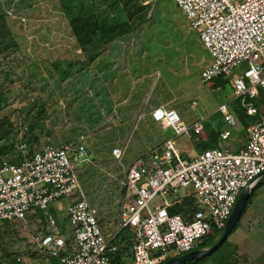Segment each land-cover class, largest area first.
<instances>
[{
    "label": "rangeland",
    "instance_id": "rangeland-1",
    "mask_svg": "<svg viewBox=\"0 0 264 264\" xmlns=\"http://www.w3.org/2000/svg\"><path fill=\"white\" fill-rule=\"evenodd\" d=\"M59 2L0 0L17 43V47L0 52L1 112L10 113L14 123L9 137L0 140V161H19L22 153L16 145L21 142L30 144L26 153L46 144L82 142L91 162L83 160L77 165L81 190L91 204H98V218L108 214L117 222L126 166L168 137H174L179 150L190 157L198 143L199 147L204 144L200 136L190 138L176 135L172 128H161L152 116L157 106L176 108L188 125L209 115L218 129H231L232 138L246 137L240 120L235 127L219 120L223 115L218 106L230 101L233 80H202L201 73L213 58L175 0H146L151 4L148 17H153L145 19L129 41L112 42L93 62L79 47ZM66 70L70 75L62 78ZM194 100L198 101L196 109L192 108ZM42 102L45 111L30 134L29 128L24 130L29 127L26 117ZM234 103L229 102V108ZM124 146L123 159L116 165L112 149ZM81 190L73 195L81 196ZM254 195L258 197L255 209L263 211L264 180ZM70 201L71 196L63 197L65 208L57 202L51 211L62 230L65 226L64 235L71 242L73 227L66 212ZM37 214L34 218L38 221L29 215L26 221L0 223V264H15L14 254L24 258L17 259L19 264H35L36 240L46 223L40 219L42 212ZM240 226L238 237L230 235V245L201 264H219L215 259L225 252L232 254L225 264H262V256L253 249L264 247V216L247 217ZM113 228L110 235L117 229Z\"/></svg>",
    "mask_w": 264,
    "mask_h": 264
},
{
    "label": "built area",
    "instance_id": "built-area-1",
    "mask_svg": "<svg viewBox=\"0 0 264 264\" xmlns=\"http://www.w3.org/2000/svg\"><path fill=\"white\" fill-rule=\"evenodd\" d=\"M175 2L213 58L203 69L202 80L232 78L231 101L239 99L248 115L260 112L261 117L247 126V140L238 149L227 128L215 146L194 157L184 156L175 138L168 137L124 168L118 224L119 231H134L129 264H164L170 257L196 250L207 235L225 228L240 193L253 189L264 173V106L255 104L264 95V0ZM197 107L194 100L192 108ZM218 111L231 127L238 124L228 103H221ZM152 116L176 135L193 138L204 131L203 118L188 125L175 108L158 107ZM27 146L16 145L23 159L0 164V223L26 221L29 214L43 212L46 228L36 240L43 260L35 264H50L51 257L59 264H111L118 235L109 239L104 234L98 204L81 193L66 206L73 227L71 242L51 211L53 203L62 208L61 199L80 189L77 165L91 161L86 159L85 144H46L31 156ZM125 150L126 146L112 149L116 165ZM178 207L182 209L174 211Z\"/></svg>",
    "mask_w": 264,
    "mask_h": 264
},
{
    "label": "trees",
    "instance_id": "trees-1",
    "mask_svg": "<svg viewBox=\"0 0 264 264\" xmlns=\"http://www.w3.org/2000/svg\"><path fill=\"white\" fill-rule=\"evenodd\" d=\"M59 6L64 11L65 15L68 17V21L72 32L78 42L79 47L83 52L87 53L89 61L93 62L96 57L104 53L112 42L115 41H129L136 30L145 19H151L153 15L151 14L148 17V8L151 6L150 3H145L146 0H59ZM102 8V9H101ZM17 47V43L12 35V29L8 22V13L5 7L0 4V52H4L9 47ZM19 47V45H18ZM9 56H6V59ZM86 62V61H85ZM76 63H79L78 61ZM59 63H55L58 66ZM5 69V68H4ZM70 75V70L63 72L62 78H67ZM220 78V77H218ZM2 84L0 89H2ZM235 110L239 117V120L244 125V129L247 128L249 124L258 120L261 117V113L258 112L255 115H248L246 109L241 106L240 100L234 101ZM2 104V102H0ZM256 106L260 108L264 106V95L261 94L260 97L255 101ZM5 105V104H4ZM2 106L0 105V140L6 139L9 137L11 132L14 130V123L10 120V113L4 114L1 112ZM45 111V103H41L39 108L36 111L31 112L27 115L26 120L29 123V132L30 134L34 132L36 125L39 123L41 116ZM16 113V110L13 111ZM18 112V111H17ZM35 139V138H34ZM38 141V138L35 139ZM207 141V140H206ZM30 142V141H29ZM74 143V142H73ZM202 145L204 151L207 148H210L209 143ZM78 144V143H74ZM27 145H30L27 142ZM42 148V147H41ZM40 148V149H41ZM39 149V150H40ZM200 151V152H201ZM35 150L29 151L27 156H31ZM20 154V153H19ZM23 155L20 154L18 160L23 159ZM264 175L259 179L258 183L254 187V191L257 186L263 182ZM254 191L251 192L250 197L246 203V207L237 222L236 226L233 228L228 238L224 243L219 246L213 253L203 257L199 260L189 261L184 263L177 264H201L203 261L209 259L212 256H215L216 253L221 252L225 246L230 245V235L233 234L240 225L241 218L246 212L247 207L254 198ZM182 207L176 208L174 211H178ZM43 215V212H42ZM68 218V217H67ZM42 221H45L43 216L41 217ZM69 220V219H68ZM46 222V221H45ZM70 223V222H69ZM71 225V224H70ZM46 228V223L45 227ZM224 229L215 230L213 233L207 235L202 243L197 249H203L212 246L221 236ZM62 232L67 233L65 226L63 227ZM121 234L123 235L118 242H122L119 245L118 250L112 254L111 264H129L132 259V244L134 231L132 229L122 230ZM128 234V236H127ZM16 254L15 264L17 262ZM232 256L230 253H222L215 259L216 263L225 264L230 262L229 258Z\"/></svg>",
    "mask_w": 264,
    "mask_h": 264
},
{
    "label": "crops",
    "instance_id": "crops-1",
    "mask_svg": "<svg viewBox=\"0 0 264 264\" xmlns=\"http://www.w3.org/2000/svg\"><path fill=\"white\" fill-rule=\"evenodd\" d=\"M232 97H233V94L230 96V101L229 102H232L231 100H232ZM229 102H226V103H229ZM232 104H233V102H232ZM158 107H164V108H167V107H165V106H163V105H159V106H157L156 108H158ZM155 108V109H156ZM170 108H172V107H170ZM176 109V108H175ZM233 112H234V114H235V112H236V108H235V105H233V107L232 108H230ZM217 111H218V109H217ZM219 112V111H218ZM221 113V112H220ZM222 114V113H221ZM223 115V114H222ZM236 115V117L238 118V116H237V113L235 114ZM212 116V115H211ZM208 118V119H207ZM209 118H210V116L208 115L206 118H203L204 119V131H203V133L201 134V135H197V136H200L201 137V139L203 140V142H205V143H209V147H213V146H215V144H216V142H217V140H218V137H219V133L221 132V131H223V130H225V128L223 129V128H219L218 129V126H216L213 122H211L210 120H209ZM224 118V117H223ZM223 118H220L219 120L220 121H222V122H226L225 121V119H223ZM238 121H239V119H238ZM208 124V126H209V128H208V126H207V124ZM209 129V130H208ZM165 140V139H164ZM163 140V141H164ZM207 140V141H206ZM246 140H247V133H246V137L243 139V140H240V138H239V136L237 137V138H233L232 140H231V142H232V145L236 148V149H238L239 147H241L242 145H243V143L244 142H246ZM162 141V142H163ZM63 144V143H62ZM61 144V145H62ZM198 145V148H197V150H195L194 149V154H193V157L198 153V152H200L202 149H203V147H199L200 145H201V142L200 143H198L197 144ZM58 146H60V145H58ZM155 147V146H154ZM153 149V148H152ZM152 149H149V151L147 152V153H149ZM183 153V155L184 156H186V157H190V155H188V153L186 152V151H183L182 152ZM143 154H146V153H143ZM6 158H3L2 159V161H4ZM2 161H0V164L2 163ZM89 162H91V161H89ZM89 162H86V164H88ZM263 177V176H262ZM261 177V178H262ZM260 178V179H261ZM80 190H81V187H80ZM254 191V188H253V190L251 191V192H253ZM81 193H83V191L81 190L80 191ZM255 192V191H254ZM255 196V195H254ZM77 197H80L79 195H75V196H73V197H71V200L74 198H77ZM257 199H258V197H254L253 198V200L251 201V203L249 204V206L247 207V210H246V212L243 214V216H242V218H241V222L243 223V224H245V222H246V219H247V217H249V220L251 219V217L252 216H264V210L263 211H257L256 209H255V206H254V204H255V202L257 201ZM63 207H64V205H63ZM29 215H31V217L34 219V221L35 220H37V219H35L34 218V215L33 214H29ZM29 215H28V217H29ZM41 219V218H40ZM42 220V219H41ZM38 221V220H37ZM99 221H100V225H101V227H102V230H103V232H104V234L106 235V237L107 238H109V239H112L115 235H118L117 236V238H118V240H120L121 238H122V236H120L119 234L122 232V231H119V224H118V219H117V222H114V220L111 218V217H109V215L108 214H102V215H100V217H99ZM113 225H115L116 226V231H115V233H113L112 235H110L109 233H110V231L112 230V229H114L113 228ZM242 229V226H240V227H238V229L232 234V236L233 237H235L236 238V236L238 237V235H239V233H240V230ZM43 231H45V228L43 229ZM117 240V239H116ZM115 240V241H116ZM256 248H258V249H256ZM256 248H254L253 250H256V251H258V254H259V256H262L261 257V261H262V264H264V247H261V246H259V247H256ZM36 252H37V254H36V256H37V258H36V260H39V259H42L43 260V258L40 256V254L38 253V251L37 250H35ZM22 255H19V258L18 259H20V260H24V258L22 257ZM45 259V258H44ZM48 261H49V263L50 264H59V261H58V259H56V258H49L48 259ZM237 264H239V263H237ZM245 264V263H244Z\"/></svg>",
    "mask_w": 264,
    "mask_h": 264
},
{
    "label": "water",
    "instance_id": "water-1",
    "mask_svg": "<svg viewBox=\"0 0 264 264\" xmlns=\"http://www.w3.org/2000/svg\"><path fill=\"white\" fill-rule=\"evenodd\" d=\"M264 175V173L261 175V177ZM253 189L245 188L240 193L238 200L235 204V207L226 223V226L220 236V238L210 247L203 248V249H196L193 251H190L188 253H184L182 255L173 256L167 259L164 264H177V263H184L189 261H195L199 260L203 257H206L213 253L219 246H221L224 241L228 238L229 234L233 230V228L236 226L237 222L239 221L245 207L246 203L250 197L251 191Z\"/></svg>",
    "mask_w": 264,
    "mask_h": 264
}]
</instances>
